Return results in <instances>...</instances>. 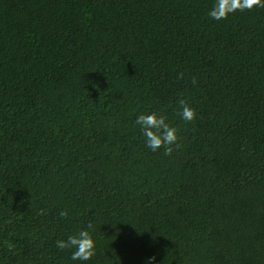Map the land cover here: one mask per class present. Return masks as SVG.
Returning a JSON list of instances; mask_svg holds the SVG:
<instances>
[{"label": "trees", "instance_id": "1", "mask_svg": "<svg viewBox=\"0 0 264 264\" xmlns=\"http://www.w3.org/2000/svg\"><path fill=\"white\" fill-rule=\"evenodd\" d=\"M215 2L0 0V264H264V8Z\"/></svg>", "mask_w": 264, "mask_h": 264}, {"label": "clouds", "instance_id": "2", "mask_svg": "<svg viewBox=\"0 0 264 264\" xmlns=\"http://www.w3.org/2000/svg\"><path fill=\"white\" fill-rule=\"evenodd\" d=\"M255 7L264 8V0H216L208 15L215 20L226 19L230 13L237 11L252 10ZM183 73L177 75V79L183 78ZM196 77H192V83L195 84ZM180 106L179 115L186 122H191L196 118V110L191 107L184 98L178 99ZM135 123L140 126L142 135L145 137L146 147L153 152L158 149H164V155H170L174 148H179L177 128L167 122V117L163 114L151 112L141 113L137 116ZM59 216L65 218L68 212L65 209L60 210ZM89 223L86 229H82L78 234L70 235L66 240H57L56 246L59 249H71V259L87 261L95 255V242L87 229H91ZM13 246L9 244V248ZM149 259H155L151 257Z\"/></svg>", "mask_w": 264, "mask_h": 264}]
</instances>
